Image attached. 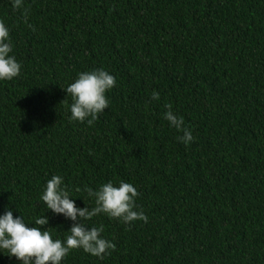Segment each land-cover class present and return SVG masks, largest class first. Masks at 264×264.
I'll return each instance as SVG.
<instances>
[{"label": "trees", "instance_id": "trees-1", "mask_svg": "<svg viewBox=\"0 0 264 264\" xmlns=\"http://www.w3.org/2000/svg\"><path fill=\"white\" fill-rule=\"evenodd\" d=\"M12 3L0 0V20L21 70L0 80V215L46 216L65 240L73 221L47 209V181L62 176L89 209L85 186L124 181L147 223L95 216L85 227L103 225L115 250L61 264H264V0ZM99 69L116 78L108 108L91 126L71 120L64 89ZM0 264L21 262L0 252Z\"/></svg>", "mask_w": 264, "mask_h": 264}, {"label": "clouds", "instance_id": "clouds-1", "mask_svg": "<svg viewBox=\"0 0 264 264\" xmlns=\"http://www.w3.org/2000/svg\"><path fill=\"white\" fill-rule=\"evenodd\" d=\"M15 10L23 8V0H13ZM28 11L24 10L23 20L27 23ZM32 28V25H28ZM34 30V29H33ZM10 30L0 20V80H12L20 75L21 64L15 56L10 55L12 44L9 39ZM116 86V78L103 69L90 72H80L74 82L70 83L66 93L71 96V120L83 123L87 120L89 126L98 119V114L104 112L109 106L106 93ZM160 94L153 91L152 100H159ZM164 119L169 125L182 133L178 137L185 145L193 142L191 129L185 126L182 116L172 110L167 104ZM75 191H81L76 188ZM89 198L94 199L95 207L79 208L73 199H70V190L64 183L63 177L53 175L46 183L41 196L47 209L54 214L63 215L73 221L65 240L53 239L48 228L46 216L35 219L33 227H28L22 216L14 217L11 210L0 215V252L9 257H15L21 264H61L73 250L82 249L85 253L103 259L116 248L115 243L102 236L104 226L86 228V221L100 214L109 218L120 220L125 224L133 221L147 223L148 217L137 211L135 203L140 195L137 188L131 183L120 181L118 186L109 181L93 190L85 186L83 189Z\"/></svg>", "mask_w": 264, "mask_h": 264}]
</instances>
